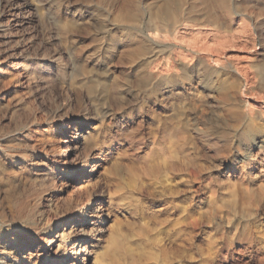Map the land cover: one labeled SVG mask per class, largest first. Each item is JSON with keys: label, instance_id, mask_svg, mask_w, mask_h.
Instances as JSON below:
<instances>
[{"label": "rangeland", "instance_id": "374dc122", "mask_svg": "<svg viewBox=\"0 0 264 264\" xmlns=\"http://www.w3.org/2000/svg\"><path fill=\"white\" fill-rule=\"evenodd\" d=\"M263 144L264 0H0V264H264Z\"/></svg>", "mask_w": 264, "mask_h": 264}, {"label": "bare ground", "instance_id": "6f19581e", "mask_svg": "<svg viewBox=\"0 0 264 264\" xmlns=\"http://www.w3.org/2000/svg\"><path fill=\"white\" fill-rule=\"evenodd\" d=\"M163 7V6H162ZM6 58V57H5ZM32 124V123H31ZM27 126V125H26ZM80 134V133H79ZM82 134V133H81ZM80 137L84 140L85 138L83 137V136H81L80 135ZM46 139V138H45ZM77 141V140H76ZM41 142V141H40ZM70 142H71V140L70 139H65V140H61L59 143H58V156H60V158H62L63 159V161H66L69 157H71L74 153H75V150H76V147L75 146H73V145H71L70 144ZM84 143V142H83ZM264 145V144H263ZM43 147V146H42ZM6 148H9V147H6ZM28 149V148H27ZM19 150V149H18ZM20 152V151H19ZM25 153V152H24ZM32 153V152H31ZM30 153V154H31ZM6 155V154H5ZM10 155V154H9ZM16 156V155H15ZM28 156H29V154H28ZM13 158V157H12ZM58 159V158H57ZM23 161V160H22ZM21 161V162H22ZM20 163V162H19ZM60 163V162H59ZM72 163V162H71ZM70 163V164H71ZM34 164V163H33ZM69 164V163H68ZM73 164V163H72ZM30 167V166H29ZM55 168V167H54ZM82 168V167H81ZM94 169V168H93ZM46 170V169H45ZM44 170V171H45ZM7 171V170H6ZM88 171V170H87ZM92 171V170H91ZM58 174V173H57ZM0 175H1V173H0ZM33 177H35V176H33ZM38 177V176H37ZM40 177V176H39ZM55 177V176H54ZM4 178V177H3ZM91 178V177H90ZM32 179V178H31ZM49 179V178H48ZM6 180V179H5ZM5 180H3V181H5ZM15 180V179H14ZM20 180V179H19ZM28 180V179H27ZM36 180V179H35ZM50 180V179H49ZM17 181V180H16ZM22 181H23V179H22ZM45 181V180H44ZM6 182V181H5ZM13 182V181H12ZM27 182V181H26ZM42 182V181H41ZM33 183V182H32ZM52 183H53V181H52ZM8 184V183H7ZM46 184H47V182H46ZM56 184V183H55ZM9 185V184H8ZM18 185H20V184H18ZM33 185V184H32ZM53 185V184H52ZM65 185V184H64ZM12 186V185H11ZM17 186V185H16ZM46 186V185H45ZM48 186V185H47ZM8 187V186H7ZM39 187V186H38ZM40 188H42L41 186H40ZM45 188V187H44ZM34 190V189H33ZM32 190V191H33ZM49 190H51V189H49ZM15 191H18V190H15ZM28 192V191H27ZM46 192H48V191H46ZM14 193H16V192H14ZM18 193V192H17ZM30 192H28V194H29ZM20 194V193H19ZM27 194V195H28ZM45 194V193H44ZM15 195V194H14ZM18 195V194H17ZM22 195V194H21ZM26 195V196H27ZM29 196V195H28ZM28 196H27V199H28ZM34 196V195H33ZM36 196V195H35ZM24 198V197H23ZM34 198V197H33ZM60 198V197H59ZM16 199V198H15ZM19 200H21V199H19ZM26 200V199H25ZM32 200V199H31ZM30 200V201H31ZM37 200V199H36ZM15 202V201H14ZM21 202H23V201H21ZM27 202V201H26ZM25 202V203H26ZM35 202V201H34ZM39 202V201H38ZM37 202V203H38ZM24 203V202H23ZM26 204H28V203H26ZM40 204V203H39ZM17 205H19V203H17ZM15 206V205H14ZM26 206V205H25ZM25 206H24V208H25ZM35 206V205H34ZM30 207V206H29ZM21 209V208H20ZM29 210V209H28ZM30 210H31V208H30ZM83 210V209H82ZM34 211V210H33ZM32 211V212H33ZM37 212V211H36ZM22 213V212H21ZM17 214V213H16ZM24 214H26V213H24ZM36 214V213H35ZM20 215V214H19ZM33 215H34V213H33ZM18 216V215H17ZM20 216H22V214L20 215ZM29 216V215H28ZM27 216V217H28ZM16 218V217H15ZM22 218V217H21ZM31 219V218H30ZM29 219V220H30ZM36 219H37V217H36ZM97 219H99V216H98V214H97V207H95V208H92V209H90L87 213L85 212V211H83V217H82V221H80L82 224H84V223H86V225H94L95 224V221H97ZM101 219V218H100ZM14 220V219H13ZM11 222V221H10ZM17 222V221H16ZM12 223H14V222H12ZM24 223V222H23ZM22 223V224H23ZM2 225V224H1ZM35 225V224H34ZM3 227V226H2ZM50 227V226H49ZM69 227H70V225H69ZM50 229V228H49ZM62 229V228H61ZM51 230V229H50ZM183 230V229H182ZM181 230V231H182ZM77 231V230H76ZM90 231V230H89ZM67 232V231H66ZM101 232V231H100ZM50 233V232H49ZM71 234V233H70ZM68 235V234H67ZM87 235V234H86ZM64 236V235H63ZM57 241V240H56ZM78 241V240H77ZM73 244V243H72ZM76 244V243H75ZM74 244V246H72L71 248H73L74 249V247H76V245ZM80 244V243H79ZM82 249H83V247H82ZM67 250V249H66ZM81 249L80 248H78V254H81V252H82V250L80 251ZM71 251V250H70ZM57 254V253H56ZM72 254V253H71ZM11 255V254H10ZM82 256L84 255V258H83V261H86V263L87 262H89V253H85L84 251L82 252V254H81ZM63 256V260H65V262L66 263H64V264H71V260H73V256H68L67 257V253H66V251L64 252V254L62 255ZM17 257V256H16ZM81 257V256H80ZM1 258V257H0ZM93 258V257H92ZM7 259V258H6ZM15 259H17V258H15ZM75 259V258H74ZM1 260V259H0ZM77 260V259H76ZM24 261V260H23ZM82 262V261H81ZM2 263H4L3 261H2ZM72 263H74V262H72ZM78 264V263H77ZM88 264V263H87Z\"/></svg>", "mask_w": 264, "mask_h": 264}]
</instances>
